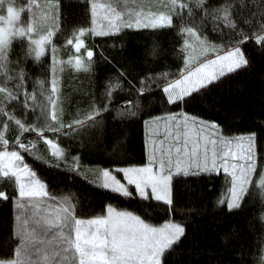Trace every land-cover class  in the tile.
Returning a JSON list of instances; mask_svg holds the SVG:
<instances>
[{
  "label": "snow or ice",
  "instance_id": "6c2138e0",
  "mask_svg": "<svg viewBox=\"0 0 264 264\" xmlns=\"http://www.w3.org/2000/svg\"><path fill=\"white\" fill-rule=\"evenodd\" d=\"M59 5L60 0H45L43 4L29 0L27 5L16 7L14 0H0V12L6 13L0 15V71L4 77L0 82V202L12 209L5 237L12 242V254L0 258V264H178L177 258L186 249L189 255L199 252L191 215H174L182 182L191 193L190 180L222 172L230 187L226 198L221 195L215 205L227 215L244 207L255 184L264 189V171L258 181L252 180L257 169V141L264 143V121L258 122L259 133L253 130L234 135L217 119L194 114L195 109L214 106L217 88L242 87L239 74L253 62L245 48L250 39L264 53V0H168L154 12H145L152 5L136 4L135 0H85L90 24L73 30L77 52L85 43L80 37L86 32L107 35L125 28L175 26L183 36L177 53L180 66L142 73L116 66L102 101L67 119L58 108L56 95L57 46L53 37L60 29ZM25 7L32 10L27 24L19 23ZM209 30L217 34L219 43L208 35ZM17 36L27 37L24 55L34 56L37 62L51 45V91L41 90L46 102L35 91L27 90V73L22 67H10L14 62L8 50ZM67 43L73 44L72 38ZM157 47L154 42L153 54ZM86 54L87 61L76 55L69 57V62L77 69L91 70L93 48L88 47ZM99 58L112 62L103 51ZM15 63L19 65V61ZM10 72L15 76H9ZM39 83L43 86L44 82ZM113 89L127 91L130 99L112 104ZM141 111L146 117L142 122L147 162L107 158L104 166L93 169L96 179L90 182L123 198L136 197L132 209L114 206L106 199L102 202L106 213L78 215L73 198L62 194V188L51 186L62 185L60 177H44L25 160V154L35 156L36 144L43 141L51 152L47 160L50 167L88 183L81 171L86 166L80 153L91 145L93 133L99 138L104 116H112L113 123L126 124V118ZM156 111L162 115L153 114ZM10 122L15 125L11 141L6 136ZM26 131L34 135L25 136ZM60 136L64 139H58ZM66 140L78 145L75 155L68 150L71 145L62 146ZM40 159L43 162V157ZM116 172L123 174L125 182ZM79 191L83 200L95 199L89 189ZM197 207L200 213L206 207L202 198ZM230 231L220 234L221 243L229 242ZM184 264L195 261L188 259Z\"/></svg>",
  "mask_w": 264,
  "mask_h": 264
},
{
  "label": "trees",
  "instance_id": "16d2710c",
  "mask_svg": "<svg viewBox=\"0 0 264 264\" xmlns=\"http://www.w3.org/2000/svg\"><path fill=\"white\" fill-rule=\"evenodd\" d=\"M16 7L27 5L29 0H14ZM38 4H43L45 0H37ZM107 2V0H100ZM168 0H135L136 4L152 5L145 8L147 11H157L162 3ZM195 0H193V3ZM251 0H249V3ZM60 29L53 37L56 44L55 55L57 59V105L63 109L65 119L73 117L77 111H86L92 104H99L104 98L106 84L110 75H115V67H129L134 71L144 70L161 71L171 70L180 66L177 53L182 44L183 36L175 26H157V28L123 29L120 33H108L107 35H94L90 32L84 33L80 38L84 40V45L79 52L74 48L73 30L79 26L90 24L89 16L85 15V0H60ZM254 10V9H253ZM2 13V12H1ZM32 18V10L24 8L21 12L20 23L27 24ZM176 18L174 17V25ZM210 27V26H209ZM208 35L216 40L217 34L208 31ZM72 38L73 44L67 43ZM176 39V40H175ZM156 43L155 54H153V43ZM27 37H14L12 46L8 50L10 65L12 68L22 67L26 73L27 90L35 91L38 98L46 102V98L41 96L42 87L51 91L52 82V49L51 45L46 52L36 61L34 56L25 57L27 52ZM257 42L249 40L245 44L247 52L253 57L252 66L245 72L239 74L241 88L227 89L224 87L214 90L213 95L217 100L214 106L208 109L203 107L195 109L194 114L203 115L204 118L217 119L231 129V134L239 135L241 132L257 131L259 133L258 122L264 121V53L257 48ZM92 47L94 56L91 58L93 68L91 70L74 67V63L69 62V57L81 55L87 61V48ZM103 51L110 57L112 62L99 58V52ZM19 61V65L15 62ZM9 76L14 77L15 73L10 72ZM3 72L0 71V82H3ZM43 81V86L39 83ZM12 83L13 81H8ZM126 87V85H125ZM130 99L127 91L113 89L112 104L118 105L120 101ZM175 111L176 109H170ZM187 110V109H186ZM153 114L162 115L156 111ZM30 119V115L28 117ZM143 111L135 117L126 118L129 122L119 124L112 122V116H104V126L99 133L92 134L91 145L85 147L80 153L81 163L86 167L81 168L85 172V179L73 176L70 172H63L47 163L51 157L50 150L43 141L36 144L37 152L35 156L25 154V160L30 165L34 164L38 172L44 177L58 176L62 180V185H51L62 188V194L73 198L78 215H92L106 213V205L103 201L111 200L115 205L132 209L136 204V197L123 198L105 191L102 188L93 187L90 183L96 179L93 171L98 166H104L103 161L107 158L125 159L130 163H145L146 152L144 150V126ZM15 125L10 122L9 130L6 132L7 138L11 141ZM25 136L34 133H24ZM58 139L63 140L60 136ZM72 155L78 150V145L71 140H66L62 146L67 147ZM257 169L253 173L252 180L258 181L261 171V156L264 155V143L257 141ZM115 153L116 156L112 154ZM43 157V162H41ZM123 179V174L116 172ZM66 178V179H65ZM193 186L191 193L187 191L183 182L179 186V196L174 201L178 211L174 215H191L195 223L192 224V231L197 241L198 253L188 254L186 249L178 258V264L191 259L195 264H264V189L259 184L253 186L252 195L247 199L244 207L236 213L227 215L221 213L215 205L216 199L221 195L226 198L227 188L230 184L224 180V174L217 173L212 176H201L189 181ZM87 188L95 193L93 201L83 200L79 188ZM134 188V186H130ZM174 184V189H175ZM61 194V193H58ZM189 197L191 202L189 203ZM201 198L206 204L202 213L198 209ZM82 205V207H81ZM12 215L11 206L0 202V258H6L12 254V242L5 239L9 232L8 221ZM162 222V221H161ZM230 229V240L228 243H221L220 234ZM235 236V239H231Z\"/></svg>",
  "mask_w": 264,
  "mask_h": 264
},
{
  "label": "rangeland",
  "instance_id": "374dc122",
  "mask_svg": "<svg viewBox=\"0 0 264 264\" xmlns=\"http://www.w3.org/2000/svg\"><path fill=\"white\" fill-rule=\"evenodd\" d=\"M3 14H6V13H5V12H2V13L0 12V15H3ZM19 23H20V21H19ZM115 174H116V173H115ZM116 175H117V174H116ZM117 177L120 178V179L122 180V182H125V181H124V177H123V179H122L120 176H118V175H117Z\"/></svg>",
  "mask_w": 264,
  "mask_h": 264
},
{
  "label": "bare ground",
  "instance_id": "6f19581e",
  "mask_svg": "<svg viewBox=\"0 0 264 264\" xmlns=\"http://www.w3.org/2000/svg\"><path fill=\"white\" fill-rule=\"evenodd\" d=\"M176 40V39H175Z\"/></svg>",
  "mask_w": 264,
  "mask_h": 264
}]
</instances>
